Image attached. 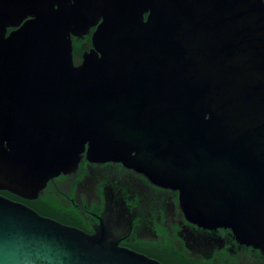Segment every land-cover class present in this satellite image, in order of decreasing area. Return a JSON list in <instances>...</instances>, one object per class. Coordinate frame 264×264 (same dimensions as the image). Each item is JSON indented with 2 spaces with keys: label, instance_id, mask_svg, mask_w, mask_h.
<instances>
[{
  "label": "water",
  "instance_id": "obj_1",
  "mask_svg": "<svg viewBox=\"0 0 264 264\" xmlns=\"http://www.w3.org/2000/svg\"><path fill=\"white\" fill-rule=\"evenodd\" d=\"M201 1L153 11L147 22L127 10L118 27L101 28L102 37L115 30L112 39L94 44L121 53L122 40H156L149 52L191 55L207 62L206 74L161 70L152 88L147 76L132 87L122 75L59 67V100L26 107L25 121L0 134V191L36 199L84 154L120 162L177 191L190 222L230 230L264 255V0ZM10 22L0 12V53L28 52L32 40L6 36ZM47 38L48 53L71 59L72 40L56 23ZM112 223L107 214L89 235L0 196V264H161L120 247Z\"/></svg>",
  "mask_w": 264,
  "mask_h": 264
},
{
  "label": "flooded vegetation",
  "instance_id": "obj_2",
  "mask_svg": "<svg viewBox=\"0 0 264 264\" xmlns=\"http://www.w3.org/2000/svg\"><path fill=\"white\" fill-rule=\"evenodd\" d=\"M186 1L192 2L0 0V12L11 20L6 36L32 40L28 52L0 53V134L10 130L9 124L25 121L26 107L59 100V67H66L70 74L81 70L122 75L123 84L132 87H138L139 77L147 76L152 88L161 70L162 74H206L207 62H192L191 55L182 59L149 52L156 40H122L125 51L121 53H101L94 44V40L112 39L116 31L107 27L102 37L101 28L111 23L118 27L119 17L127 10L142 12V20L147 22L153 11L171 10ZM81 2L86 5H79ZM49 23H56L59 34L72 40L70 60H59V53L47 52ZM218 48L221 51L222 47ZM222 66L219 61L217 75L222 76ZM126 93L128 97L137 95L132 89ZM0 196L89 235L96 233L109 214L120 247L161 264H264V255L240 243L230 230L206 229L190 222L177 191L155 184L120 162H95L84 154L75 171L52 179L38 198L24 199L7 191H0Z\"/></svg>",
  "mask_w": 264,
  "mask_h": 264
}]
</instances>
